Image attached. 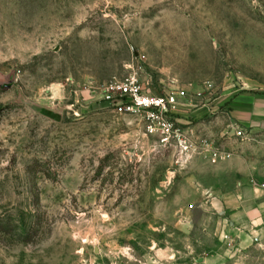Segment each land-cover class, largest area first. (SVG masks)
I'll return each instance as SVG.
<instances>
[{
  "label": "rangeland",
  "instance_id": "rangeland-1",
  "mask_svg": "<svg viewBox=\"0 0 264 264\" xmlns=\"http://www.w3.org/2000/svg\"><path fill=\"white\" fill-rule=\"evenodd\" d=\"M0 264H264V0H0Z\"/></svg>",
  "mask_w": 264,
  "mask_h": 264
},
{
  "label": "built area",
  "instance_id": "built-area-1",
  "mask_svg": "<svg viewBox=\"0 0 264 264\" xmlns=\"http://www.w3.org/2000/svg\"><path fill=\"white\" fill-rule=\"evenodd\" d=\"M136 79V77L130 76L129 78H127L125 83L120 85L119 90L121 92V95L129 96L132 100L133 107L150 111L152 124L158 125L159 131L163 135L164 142H168L169 139L172 138L174 130L173 127L162 118V116L164 113L168 112L169 108H176L178 95H170L166 98L144 96L140 93V89L136 84ZM182 96H184V94H182ZM148 128L151 132H155L153 125H149ZM238 136H243V133L239 132ZM177 138L178 140L182 141L185 151L191 150L190 145H187V143L183 141L179 135L177 136ZM210 157L213 163H217L225 158L223 152L215 150V148H213L211 145Z\"/></svg>",
  "mask_w": 264,
  "mask_h": 264
},
{
  "label": "trees",
  "instance_id": "trees-1",
  "mask_svg": "<svg viewBox=\"0 0 264 264\" xmlns=\"http://www.w3.org/2000/svg\"><path fill=\"white\" fill-rule=\"evenodd\" d=\"M36 110H37L38 112L42 113L43 115H46V116H48V117H50V118H52V119H54V120H57V119L59 118L58 115H56V114H54L53 112L48 111V110H46V109L36 107Z\"/></svg>",
  "mask_w": 264,
  "mask_h": 264
},
{
  "label": "crops",
  "instance_id": "crops-1",
  "mask_svg": "<svg viewBox=\"0 0 264 264\" xmlns=\"http://www.w3.org/2000/svg\"><path fill=\"white\" fill-rule=\"evenodd\" d=\"M237 194V193H236Z\"/></svg>",
  "mask_w": 264,
  "mask_h": 264
}]
</instances>
